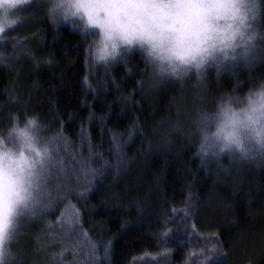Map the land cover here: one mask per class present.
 <instances>
[{"label": "trees", "instance_id": "16d2710c", "mask_svg": "<svg viewBox=\"0 0 264 264\" xmlns=\"http://www.w3.org/2000/svg\"><path fill=\"white\" fill-rule=\"evenodd\" d=\"M46 7L0 36V132L38 115L53 148L14 264H264V153L197 158L191 123L264 79V0L246 61L196 87L156 81L136 52L96 64L90 37L54 29Z\"/></svg>", "mask_w": 264, "mask_h": 264}, {"label": "clouds", "instance_id": "9594fccd", "mask_svg": "<svg viewBox=\"0 0 264 264\" xmlns=\"http://www.w3.org/2000/svg\"><path fill=\"white\" fill-rule=\"evenodd\" d=\"M35 0H0V34L24 20ZM54 29L67 25L90 37L89 55L98 65L139 53L158 82L180 81L210 63L243 50L253 36L257 0H46ZM191 123L196 157L214 162L264 153V79L243 94L228 91L211 109L197 108ZM38 115L13 114L0 132V264H13L18 218L38 207V185L52 157Z\"/></svg>", "mask_w": 264, "mask_h": 264}, {"label": "rangeland", "instance_id": "374dc122", "mask_svg": "<svg viewBox=\"0 0 264 264\" xmlns=\"http://www.w3.org/2000/svg\"><path fill=\"white\" fill-rule=\"evenodd\" d=\"M26 8V7H25ZM25 8L22 10V12L25 10ZM23 15H24V19H25V12H23ZM255 17H256V11H255V13H254V15H253V23H252V27H253V39L251 40V41H249L247 44H245L244 46H243V50L245 49V48H248L249 50H248V52H247V54H243V50H240V51H238L237 52V54L236 55H234V56H230V57H228L227 59H223V60H221V61H219V62H213V63H210L208 66H206V68L204 69V70H202V72L201 73H193V74H190L188 77H190V76H192L193 77V79L194 80H192L191 78H186V81H189V79H191L192 80V82L194 83V86L196 87V85H198V83H200L199 85H202V84H205V82L203 81V78H202V74H203V72H205V70L210 66V65H212V69L214 70V71H218L219 69H221L222 67L224 68V67H228L229 65L228 64H226V63H230V64H233V63H235L236 62V60L237 59H240V60H243V61H246V59H247V56L251 53V51H252V46H253V48H255V46L257 45V42L260 40V39H263L262 38V36H263V34H261L259 31H258V27H257V21L255 20ZM24 21V20H23ZM1 36V35H0ZM249 45H250V47H249ZM126 54H128V53H125V54H123V55H126ZM122 55V56H123ZM121 56V57H122ZM234 66V65H233ZM229 67H231V66H229ZM216 74V73H215ZM202 78V79H201ZM198 99H199V97H197ZM201 99H203V98H201ZM198 108H201V107H198ZM197 108H195V110H196ZM194 110V111H195ZM194 111H193V113H194ZM257 153H259V152H257ZM39 188H38V190H37V197H38V205L40 204V200H41V197H40V195H39ZM42 199H43V197H42ZM39 211V206L34 210V211H31V212H29V211H25L19 218H18V228H17V230H16V232H15V238H14V241H13V243H12V245H11V247H12V250H13V252L15 253V259H14V261H13V264H14V262H15V260H16V257H17V254H18V252H15V250H14V245H15V242H17L18 241V239H19V237L20 236H22L23 234H24V231L26 230V224H28V222H31L32 220H34V219H36V216H37V212ZM18 244V243H17ZM18 251H19V249H18Z\"/></svg>", "mask_w": 264, "mask_h": 264}, {"label": "snow or ice", "instance_id": "6c2138e0", "mask_svg": "<svg viewBox=\"0 0 264 264\" xmlns=\"http://www.w3.org/2000/svg\"><path fill=\"white\" fill-rule=\"evenodd\" d=\"M0 35H2V34H0ZM252 39H253V36L249 37V41H251ZM249 41H246L245 44H247ZM249 47H250V45H249ZM248 50H249L248 48H245L243 50V54H247ZM236 54H237L236 52L232 53L233 56ZM225 59H227V55H226ZM38 188H39V185H38ZM37 199H38V197H37ZM75 215L78 218V213H76ZM0 226H2V211H0Z\"/></svg>", "mask_w": 264, "mask_h": 264}]
</instances>
